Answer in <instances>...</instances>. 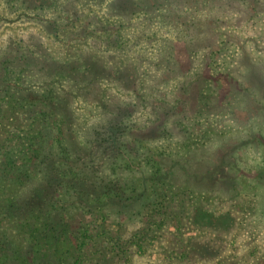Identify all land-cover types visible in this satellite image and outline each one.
<instances>
[{
	"label": "trees",
	"instance_id": "1",
	"mask_svg": "<svg viewBox=\"0 0 264 264\" xmlns=\"http://www.w3.org/2000/svg\"><path fill=\"white\" fill-rule=\"evenodd\" d=\"M2 4L0 264H147L155 248L203 260L218 251L188 239L250 223L234 197L246 149L264 143V57L231 44L264 0ZM72 8L83 21L64 24ZM144 23L154 31L135 42L154 49L127 54L126 29ZM82 28L101 59L60 53ZM101 218L129 236H109Z\"/></svg>",
	"mask_w": 264,
	"mask_h": 264
},
{
	"label": "rangeland",
	"instance_id": "2",
	"mask_svg": "<svg viewBox=\"0 0 264 264\" xmlns=\"http://www.w3.org/2000/svg\"><path fill=\"white\" fill-rule=\"evenodd\" d=\"M3 7H5V5L2 4V7L0 6V9H2ZM69 14L70 17L66 21H64V24L67 22L72 23L71 19H77L79 22L83 21V13L77 12L76 9L72 8ZM13 16L14 15L10 17ZM250 17L253 18L252 21H248ZM245 20L246 23L243 27L245 28V32L237 28L236 30H238L241 35L234 38L231 45L237 49L238 44L243 42V44L241 45V52L248 53V47L250 46L252 47V49L250 48L249 52L252 55L257 57H264V7L259 10V15L254 17L250 13L249 15H247ZM10 21L11 23H9L8 26H12L17 20H15L13 17L10 19ZM242 22L244 24L245 21ZM6 24L7 22H5V25ZM144 24V26L135 25V28L126 29L125 34L127 35L126 38L128 39V44L126 47V49L128 50L127 54L135 53L136 51L141 50V47L144 48L143 50L154 49L153 45H151L150 43L145 45L143 44L144 42H142V44L135 42L134 37L137 33L142 34L154 31L152 30L154 29L153 27L152 29H150L149 25H147L146 23ZM81 33H85V30L83 28L80 29L78 33L74 32V34L72 35H69V33H64L63 37L66 41L69 42V46L64 47V49L61 50L60 53H71L75 51L84 54L92 53L95 54L97 58L101 59L102 57L100 55V51L103 49V47L101 46L100 41L97 39H93L82 43ZM27 35H24L23 37H26ZM68 36H70V40L68 39ZM241 36L253 37V41H243L240 38ZM41 40L43 39H40L39 41ZM77 42L79 43V47H77ZM121 53H124V50ZM106 55L107 54H105V56ZM229 55H233V53L230 52ZM258 74L261 73H258V71L255 69L253 73H250L252 84L257 85L255 81L258 78ZM178 80L179 78L177 77V81ZM105 83L104 84L108 85V87L112 86L109 85L111 83H108V81ZM175 84L176 82H174V77L166 80V82H162L163 88H166V90H169L168 88L170 86H172L173 88ZM117 95L122 98L126 94L118 92ZM84 119H87V117H84ZM240 121L245 122L246 120L241 119ZM256 124V131L258 130L257 127L262 126L264 128V118L262 117L258 119L256 121ZM262 135L264 136V131ZM246 151V156L240 160V168L242 169V171H245L246 178L241 180L242 186L238 191L239 194L236 193L237 195H235L234 197V204L238 203V206L234 207V214L236 215V220L240 222V214L247 211L248 221L250 223L247 226H243L242 229L239 228L234 230L232 234L228 236H219L221 232H216L217 230L210 229L203 231V234H201V236L198 235L188 239L189 244H191V250H217V254L214 255V253H211L213 256L211 258L203 260H198L191 257L179 259L172 255L169 257L165 256L162 248H155L149 250V260L147 259V264H264V143H261L259 146L251 145L246 149ZM242 206L244 207V210L241 209ZM98 224L101 226L102 230H105L107 233H109L108 235L111 237H123L124 235L129 236V233L127 232H123V234H117L118 232L115 230L116 227L111 220L106 221L104 218H101L98 221ZM185 230L188 231L187 228H185ZM203 239H205L206 242L211 241L214 244H216L217 242L224 243L221 247H216L214 245L208 246L204 245L205 240ZM195 240H197L199 244L198 246L193 243Z\"/></svg>",
	"mask_w": 264,
	"mask_h": 264
}]
</instances>
